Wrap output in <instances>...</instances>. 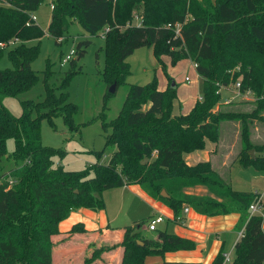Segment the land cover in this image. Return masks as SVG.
I'll list each match as a JSON object with an SVG mask.
<instances>
[{
    "label": "trees",
    "instance_id": "1",
    "mask_svg": "<svg viewBox=\"0 0 264 264\" xmlns=\"http://www.w3.org/2000/svg\"><path fill=\"white\" fill-rule=\"evenodd\" d=\"M42 2L8 0L7 5L0 4V42L20 40L7 50L12 66L0 69V164L9 138L14 139L15 148L8 158L22 162L0 171V264H52L51 236L58 233L59 221L81 207L103 209L102 192L126 184H138L150 197L167 204L175 220L184 206L207 216L226 214L229 209L220 199L223 197H231L249 212L260 193L235 189L208 161L188 165L184 155L203 149L206 139L217 142L220 124L234 120L240 122L237 159L244 166L264 170V143L250 139L254 121L264 123V0H51L47 31L54 39L67 34L73 21L91 36L112 27L105 33L101 48L105 57L101 75L108 86L125 83L131 73L126 59L140 46L153 47L165 74L161 55L168 56L172 65L190 59L202 78L200 98L185 114H173L177 87H170L172 79L167 75L169 84L164 90L158 88L155 76L143 85L130 84L117 116L106 122L110 132L105 146H114L108 161H97L82 170H66L55 164V156L63 151L41 140L42 117L51 120L62 115L73 127L76 110L48 85L49 63L44 71L43 100H22L18 117L2 103L3 97L25 92L37 80L31 63L38 55L42 31L31 21V14ZM134 11L142 15L144 26L114 27L125 25ZM176 24L180 25L178 36L174 35ZM29 40L36 42L26 44ZM88 45L89 41L76 44V59L69 60L62 87L75 73V61L85 54ZM3 51L0 47V58ZM238 79L242 90L253 92V108L214 112L221 98L219 85ZM43 108L47 111L39 113ZM34 112L38 114L33 116ZM251 149L255 158L248 153ZM197 185L206 187L209 195L184 191ZM163 189L168 196L161 195ZM262 221L260 213L250 214L230 264H263ZM145 222L140 219L124 228L120 264H144L147 255L194 247L193 241L166 230H157L156 238L142 235L140 229ZM71 231L83 228L76 225ZM107 249L110 247L95 248L91 257ZM222 261L220 252L212 264Z\"/></svg>",
    "mask_w": 264,
    "mask_h": 264
},
{
    "label": "rangeland",
    "instance_id": "2",
    "mask_svg": "<svg viewBox=\"0 0 264 264\" xmlns=\"http://www.w3.org/2000/svg\"><path fill=\"white\" fill-rule=\"evenodd\" d=\"M0 4L7 5L8 0H0ZM50 4L51 0H43L37 10L31 14L36 17L35 23L42 31V35L39 38L40 48L38 55L31 63V68L36 73L37 80L29 90L15 97H3L2 103L14 116L18 117L21 114L20 102L22 100H43L45 97L44 71L46 64H50L51 74L47 80L48 85L57 95L63 94L67 101L73 103L76 107L75 112L72 114L73 127H69L65 123L62 115L52 117L51 120L46 117H42L41 119L40 131L42 143L63 151L61 156H55V164L62 165L66 170H82L97 161L99 163H106L108 161L114 146H105L106 134L110 132V127L106 125V122L111 121L117 116L126 98L130 84L143 85L152 81L155 76L157 84L160 86L163 78L168 80L169 77L172 79L177 87L176 93L178 97L174 101L173 114L184 111L190 98L199 95L202 81L200 79L195 80L196 69L191 61L182 59L175 65H172L168 60V56L161 55L160 57L166 68L167 74H165L154 56L152 46H140L133 51L126 59L131 73L127 76L125 83H120L117 86L115 93L107 95L110 85L108 86L105 83L101 75L105 59L101 49L104 45V38L99 33L94 36L87 34L77 21H73L69 26L67 34L54 39L47 31L52 12ZM80 41H89V45L86 48L85 54L75 61V73L67 84L62 87L61 78L63 72L70 68L69 61L63 63V58L72 49H75L76 44ZM18 42L20 40L15 39L14 44H7L5 46L0 58V69L12 66L7 57V50ZM25 42L26 44H34L36 40ZM174 49L179 50V48ZM71 59H76V54H73ZM185 76H188L191 81L186 82ZM230 95V92L222 89L221 102L215 104L213 111H250L253 108L252 100L241 101L231 105L223 104L222 101ZM44 111H47V109L43 108L39 113ZM36 114L38 113L34 112L33 116H36ZM250 139L255 143H264L263 122L254 121L250 129ZM219 141L220 143L232 145V152L239 150L240 122L234 120L222 122L220 124V138L217 142ZM14 148V139H7V152L0 164L1 172L8 171L9 168L18 167L22 164L20 161L14 162L11 158H8V155ZM222 148L224 147L221 146L220 150H223ZM98 151H101V154L96 153ZM223 177L238 190L247 191L257 188L259 192H262L264 188V170H257L253 166L244 167L236 162ZM191 188L197 195H209L207 188L201 185L185 188L184 191ZM104 194L105 198H107L111 192H105ZM222 202L225 203L226 201ZM140 206L139 219L148 217V212L150 213L148 207L142 203H140ZM131 224L132 221L127 222L125 225ZM160 227H162L160 223L157 224V229L152 231L142 227L140 229L141 234L153 238L157 235V230L162 229ZM107 246L110 249L114 247L113 245Z\"/></svg>",
    "mask_w": 264,
    "mask_h": 264
},
{
    "label": "crops",
    "instance_id": "3",
    "mask_svg": "<svg viewBox=\"0 0 264 264\" xmlns=\"http://www.w3.org/2000/svg\"><path fill=\"white\" fill-rule=\"evenodd\" d=\"M168 60L170 61L169 57ZM184 60L191 61L190 59ZM191 63L195 68L194 63L192 61ZM196 79L202 81L197 72ZM168 84L169 81L163 78L158 88L164 90ZM200 93L190 98L186 109L179 113H188L196 100L200 98ZM221 146L224 147L223 150H220ZM238 151L232 152V145L229 143L212 142L206 139L203 149L185 154L184 159L188 165L208 161L212 169L224 179V174L230 171L232 165L236 162L242 165L237 159ZM247 191L260 193L257 212L263 216L262 229L264 231V188L262 192H259L257 188ZM105 192H111L110 196L105 198ZM185 192L195 194L192 188ZM101 195L105 199L103 209L92 210L81 207L59 221L58 233L51 236L52 264H120L123 253L120 243L123 240L125 228L123 226H129L125 225L127 222L132 221L133 224L140 220V215H138L140 203L145 204L150 211L148 217L143 219L162 216L161 230L194 242L192 249L168 251L163 255H147L144 264H212L220 252L229 253L231 256L239 240V233L244 229L250 216L249 212L231 197L220 198L226 201L225 204L229 209L226 214L207 216L197 213L191 207L184 206L182 213L175 220L172 208L150 197L138 184L112 187L104 190ZM186 207L188 211L185 212ZM76 225H81L83 231L72 232L71 230ZM143 228L146 229L145 225ZM107 245L114 247L103 251L98 257H91L95 248L107 247Z\"/></svg>",
    "mask_w": 264,
    "mask_h": 264
},
{
    "label": "built area",
    "instance_id": "4",
    "mask_svg": "<svg viewBox=\"0 0 264 264\" xmlns=\"http://www.w3.org/2000/svg\"><path fill=\"white\" fill-rule=\"evenodd\" d=\"M35 20H36V17L34 15H31V21H35ZM133 26H135V27L144 26L142 15L136 11H134L132 13V19L129 20L125 25H123V26L115 25L114 27H118L120 29H125V28L133 27ZM166 27H168V28L171 27V24H167ZM111 28L112 27H110V26H106L104 28V30L100 33L102 38H104L105 33L107 31H109ZM179 28H180L179 24H176L174 26V35L175 36H178L180 34ZM14 43H15V40H10L8 42H0V47L5 48V46H7V44H14ZM73 54H75V49H72L70 51V53L63 58V63L68 62L71 59ZM185 80L189 81V78L186 77ZM222 89L227 90L231 94L230 96L226 97L222 101V103L225 105H229V104L239 102V101L254 100V94L249 88H245L244 90H242L240 79H238L235 83H232V84H228V85L220 84L217 92L220 93L221 98H222ZM221 98H220L219 102H221ZM258 209H259V200L252 203L249 206V213L250 214L256 213L258 211ZM184 211L185 212L188 211V208L187 207L184 208ZM162 220H163L162 216L150 217L146 220L145 227L147 230H150V231L156 230L157 224L160 223ZM242 236H243V230L240 231L239 238H241ZM231 261H232V258L230 256V254L229 253H223V261L221 264H230Z\"/></svg>",
    "mask_w": 264,
    "mask_h": 264
},
{
    "label": "water",
    "instance_id": "5",
    "mask_svg": "<svg viewBox=\"0 0 264 264\" xmlns=\"http://www.w3.org/2000/svg\"><path fill=\"white\" fill-rule=\"evenodd\" d=\"M170 87H171V88H175V87H176V85H175V83H174L173 81L171 82ZM116 88H117V85H116L115 82H113V83L109 86V90H108L109 93H111V94L115 93ZM248 153L251 154L252 158H255V151H254L253 149L249 150ZM161 195L164 196V197L168 196V194H167V192H166L165 189H163V190L161 191Z\"/></svg>",
    "mask_w": 264,
    "mask_h": 264
}]
</instances>
